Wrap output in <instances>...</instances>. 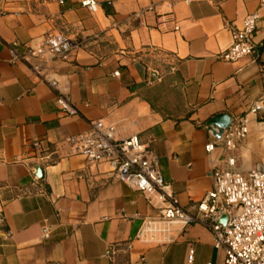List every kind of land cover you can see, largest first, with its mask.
<instances>
[{
  "label": "crops",
  "instance_id": "crops-1",
  "mask_svg": "<svg viewBox=\"0 0 264 264\" xmlns=\"http://www.w3.org/2000/svg\"><path fill=\"white\" fill-rule=\"evenodd\" d=\"M81 1L0 0V264H187L191 250L194 264H221L224 250L202 223L166 244L136 240L142 219L158 209L107 163L73 153L66 139L98 119L113 123L119 138L137 133L178 203L196 214L219 154L205 148L217 140L207 129L211 117L247 114L237 164L264 168V110L251 111L264 105V6L97 0L92 12ZM255 10V52L222 59L231 27ZM56 32L78 43L49 64L76 114L61 110L57 92L26 62L12 61L13 41L21 51ZM36 187L44 192L23 194Z\"/></svg>",
  "mask_w": 264,
  "mask_h": 264
},
{
  "label": "built area",
  "instance_id": "built-area-1",
  "mask_svg": "<svg viewBox=\"0 0 264 264\" xmlns=\"http://www.w3.org/2000/svg\"><path fill=\"white\" fill-rule=\"evenodd\" d=\"M81 3L92 12L98 9L97 0H82ZM262 6L264 0H260ZM258 19L259 10H255L247 13L240 25L231 27L232 42L221 53L222 59L235 61L255 52L254 33ZM19 46L18 41L10 44L12 61L26 62L57 92L61 110L76 114L71 98L59 91L58 80L49 72L53 59L67 58L73 53L78 46L76 39L56 32L42 37L37 45L25 43L21 51ZM262 110L264 105L261 103L251 108L255 113ZM249 132L248 115L242 114L233 119L222 140L205 146L210 155L215 151L219 154L213 164V186L199 201L196 214L178 203L170 183L159 169L157 156L142 143L137 133L119 138L113 123L98 119L88 130L70 135L66 141L71 151L85 155L90 165L107 163L117 180L143 192L149 203L158 209L157 215L142 219L135 234L136 240L166 244L174 241L184 227L198 222L210 228L214 247L224 250L221 264H264V168L256 166L244 172L237 164L236 151ZM39 192H44L43 188L25 189L23 194ZM222 214L228 217L226 224L218 220ZM48 236L49 231L45 229V237ZM187 264H194L193 250Z\"/></svg>",
  "mask_w": 264,
  "mask_h": 264
},
{
  "label": "water",
  "instance_id": "water-1",
  "mask_svg": "<svg viewBox=\"0 0 264 264\" xmlns=\"http://www.w3.org/2000/svg\"><path fill=\"white\" fill-rule=\"evenodd\" d=\"M232 121L233 117L229 113H218L207 121V129L217 140H222L227 128L231 125ZM258 167L263 169L261 165ZM227 218L228 217L226 214H222L219 216L218 220L223 224H226Z\"/></svg>",
  "mask_w": 264,
  "mask_h": 264
}]
</instances>
